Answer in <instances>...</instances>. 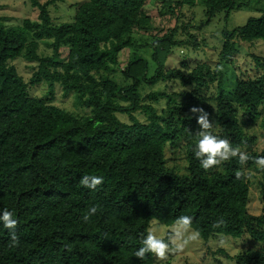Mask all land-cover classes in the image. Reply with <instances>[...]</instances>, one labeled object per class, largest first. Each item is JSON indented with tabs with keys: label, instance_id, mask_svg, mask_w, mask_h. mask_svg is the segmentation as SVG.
<instances>
[{
	"label": "trees",
	"instance_id": "obj_1",
	"mask_svg": "<svg viewBox=\"0 0 264 264\" xmlns=\"http://www.w3.org/2000/svg\"><path fill=\"white\" fill-rule=\"evenodd\" d=\"M67 1L32 0L38 20L16 27H6L0 17V209L11 211L18 222V243L0 225V264H157L152 253L143 260L135 257L141 240L153 221L173 227L183 215L193 218L191 230L205 244L221 238L239 241L245 235L264 243V204L261 216L249 213L250 185L243 176V168H258L255 158L264 155L251 152L243 164L237 157L202 168L194 155L200 129L190 112L202 107L218 128L214 134L233 147L251 149L256 139L246 135L238 116L241 112L248 123L260 121L264 133V73L255 78L243 74L227 92L220 68L188 62L167 68L173 49L189 45L178 40L180 35L197 47L193 27L181 19L198 0H164L156 15L149 10L151 0H86L73 21L54 25L50 8ZM201 1L208 24L220 12L229 16L247 8L251 0ZM136 36L146 38L142 48L153 50V75L141 56L125 66L120 62ZM222 36L220 61L236 65L241 44H264V9L260 17ZM43 40L51 41L53 55H38ZM19 58L37 64L31 86L46 83L52 92L60 84L65 95L76 94L77 105L89 108L90 115L78 117L32 97L30 86L10 65ZM254 60L264 71L263 61ZM119 73L123 84L112 78ZM159 83L180 85L186 90L178 95L183 102L153 93L146 99L166 98V109L159 113L147 104L142 90ZM181 139L187 141L188 163L182 176L166 165V147ZM83 175L102 176L104 182L91 190L80 184ZM261 194L264 203V184ZM93 206L98 210L86 220ZM220 220L224 224L217 227ZM231 259L264 264V250Z\"/></svg>",
	"mask_w": 264,
	"mask_h": 264
},
{
	"label": "rangeland",
	"instance_id": "obj_2",
	"mask_svg": "<svg viewBox=\"0 0 264 264\" xmlns=\"http://www.w3.org/2000/svg\"><path fill=\"white\" fill-rule=\"evenodd\" d=\"M42 4L49 0H39ZM86 0H68L64 4H58L50 8V14L54 25H63L73 21L75 12L78 6ZM164 0H151L149 5L150 12L153 15L161 9ZM175 1V0H173ZM264 9V0H251L248 7L234 10L229 16L225 12H220L211 19L207 24L205 7L201 0L194 8H185L182 12L181 24H188L192 29L190 33L196 37V45L191 38L187 35H180L178 40L189 42L186 47H176L173 49L167 63V68H176L183 62H188L192 66L199 63H206L214 69H221L226 75V84L224 89L227 92L235 88L236 80L240 77L246 76L247 78L258 77L264 71L259 70L254 57L261 59L264 63V44L259 41L255 44H241V54L237 57L236 65H223L220 61V51L224 44L223 32L234 31L246 25L247 21L252 17H260ZM0 17L3 19V24L6 27H16L23 23V21L30 19L33 21L38 20L39 10L32 5V0H0ZM184 27V26H182ZM146 38L136 36L133 40L132 46L125 48L120 54V62L123 66L127 65L134 57L141 56L150 62L151 75L154 74L155 66L152 61L153 50L151 48H142L147 42ZM150 41V39H149ZM50 40H43L40 42L38 55L41 57L53 55V51L49 44ZM68 50H64L66 56ZM18 73L24 78L26 83L30 86L29 93L32 97L42 99L48 104L64 109L73 113L78 117L89 116L91 110L85 106H78L75 93L65 95L62 86L56 84L52 92H50L49 85L42 83L41 85L31 86L32 76L37 68V64L30 63L24 58H19L11 62ZM119 83L123 84L121 74H114L112 78ZM183 88L178 84H164L159 83L154 88H144L142 90V97L146 100L147 104H153L161 113L166 109V98H159L158 102L146 99V97L153 93L166 94L176 103L183 102V97L178 96L183 93ZM213 95L217 94L215 88L212 89ZM137 118L145 122L146 118L140 114H136ZM122 122L129 123L126 116H118ZM239 119L245 129L246 135L256 139V143L251 149H240L241 152L257 153L264 155V133L261 128L260 121L256 123H248L241 112H239ZM214 122V120H211ZM211 132H218L215 125ZM187 141L181 139L177 146L166 147V165L167 168L174 171L179 175L187 174V159H186ZM243 176L250 185V203L248 211L252 216L259 217L262 215L263 210V195L262 185L264 184V174L261 168H243ZM152 230L161 238L166 239L168 234H172L173 227H166L161 225L158 221L151 223ZM192 231V230H191ZM264 232V226L261 228ZM176 241L170 244V250L165 258L156 256L157 264H234L233 257L238 254L248 251H263L264 243L254 241L249 235H245L241 240L234 241L227 238L212 240L209 244H205L199 238L187 245L177 248ZM223 251V252H221Z\"/></svg>",
	"mask_w": 264,
	"mask_h": 264
},
{
	"label": "clouds",
	"instance_id": "obj_3",
	"mask_svg": "<svg viewBox=\"0 0 264 264\" xmlns=\"http://www.w3.org/2000/svg\"><path fill=\"white\" fill-rule=\"evenodd\" d=\"M190 112L196 116L199 139L194 149L195 157L200 161L202 168L211 169L220 165L224 161L237 158L243 164L249 157L246 153L241 152L239 147H233L228 139L221 138L210 131L214 122L210 121L209 114L202 107H192ZM258 167L264 169V156L255 158ZM80 184L88 189L95 190L104 180L102 176L83 175L80 178ZM97 207L89 208L87 220L90 216L95 215ZM17 220L13 218V213L7 209H0V225L9 230V235L14 243H18L16 235ZM193 218L188 215L180 216L174 224V231L168 237V240L161 239L155 234V230H148L147 234L141 240L142 246L135 252V257L143 260L148 253L155 254L157 257L165 258L170 250V244L173 241L178 242L177 248H181L188 243L199 238L198 232L191 231ZM224 224L223 220L217 222V227Z\"/></svg>",
	"mask_w": 264,
	"mask_h": 264
}]
</instances>
